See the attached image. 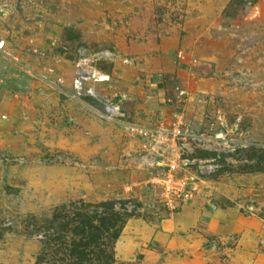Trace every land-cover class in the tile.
<instances>
[{
  "label": "rangeland",
  "instance_id": "rangeland-1",
  "mask_svg": "<svg viewBox=\"0 0 264 264\" xmlns=\"http://www.w3.org/2000/svg\"><path fill=\"white\" fill-rule=\"evenodd\" d=\"M2 41L0 264H51L78 202L124 215L115 264H264V0H0ZM83 62L123 122L69 98ZM178 118L191 198L171 212L174 157L125 125Z\"/></svg>",
  "mask_w": 264,
  "mask_h": 264
},
{
  "label": "trees",
  "instance_id": "trees-1",
  "mask_svg": "<svg viewBox=\"0 0 264 264\" xmlns=\"http://www.w3.org/2000/svg\"><path fill=\"white\" fill-rule=\"evenodd\" d=\"M85 100L96 104L89 97ZM125 224L124 215L109 204L94 207L78 202L64 207L49 226L53 233L47 245L49 251L52 246L56 249L51 264H115V245ZM37 264H46L44 256Z\"/></svg>",
  "mask_w": 264,
  "mask_h": 264
},
{
  "label": "built area",
  "instance_id": "built-area-1",
  "mask_svg": "<svg viewBox=\"0 0 264 264\" xmlns=\"http://www.w3.org/2000/svg\"><path fill=\"white\" fill-rule=\"evenodd\" d=\"M4 49L5 42L2 41L0 42V51ZM103 81V78L98 76L95 68L83 62L77 68L72 94L69 95V98L74 102L81 103L86 97H89L96 102V106L99 108L98 115L103 120L110 123L123 122L126 116L121 107L111 96H102L97 91L96 86L103 83ZM183 95L182 92L181 96ZM181 127V118H178L177 122L174 123L173 129L160 127L150 130L132 124L125 125L126 130L132 137L149 142V153L152 157L162 159L168 153H171L174 157L173 160L169 161L161 175L156 178V184L161 190L163 204L171 212L177 209L178 204L191 198L187 180L178 175L181 167V148L186 146L184 143L190 138V135L182 132ZM158 164L162 165L160 162Z\"/></svg>",
  "mask_w": 264,
  "mask_h": 264
}]
</instances>
